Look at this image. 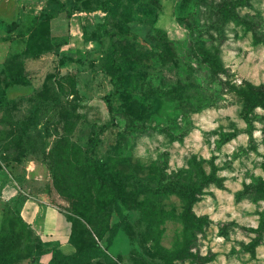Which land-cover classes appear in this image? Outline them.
<instances>
[{"label": "rangeland", "instance_id": "rangeland-1", "mask_svg": "<svg viewBox=\"0 0 264 264\" xmlns=\"http://www.w3.org/2000/svg\"><path fill=\"white\" fill-rule=\"evenodd\" d=\"M54 1L0 0V78L5 77L2 69L4 60L11 54L23 51L25 47V41L15 32L7 40L2 31V22L24 21L29 16H36V19L42 20L41 24L49 26L53 38L67 41L60 50L59 56L62 57L46 54L37 59L26 60L23 69L29 80V87L8 90L10 98L24 97L40 88L47 76L63 77V104L69 105V115L77 116L71 117L75 125H69L67 133L63 125L59 124L60 135L52 136L50 141L57 140L60 147L66 149L69 140L76 143L85 141L91 125L102 126L109 122V101L113 105L119 126L126 124L127 119L123 114V98L115 93L108 73L101 67L102 52L108 44V38H103L101 44L83 41V28L92 31L94 25L102 21L103 14L76 11L71 17L58 13L48 19L45 13L49 12ZM142 1L145 0L134 3L130 31L122 35L123 40L134 37L137 39V49L153 53L161 52V47L167 43L174 58L164 63L150 58L146 85L137 88L134 93L135 101L147 105L150 112L142 120L144 128L122 133L120 129L110 127L100 132L99 138L106 146L103 153L112 155L118 168L125 167L124 160L129 158L132 164L139 162L147 166L155 163L165 176L175 177L181 172L185 177L188 176L185 171L191 170L188 177L191 176L192 182L196 180V164H201L208 173L212 162L223 187L207 186L199 195L200 199L193 204L191 212L194 216L205 219L207 225L189 243L190 253L200 258L213 255V259L206 264H264V233L253 252L246 249L256 236L254 230L258 229L261 213L264 211V199L253 193L240 199L236 197L245 185L264 180V109L257 107L244 118L240 99L234 92H227L226 86L220 83V80H227L237 87L243 82L255 86L264 85V44L255 43L253 37H263L264 40V0H159L154 15H147L137 7ZM223 3L227 4L226 8L234 3L232 10L249 22L253 29L246 31L243 25L235 23L233 19L223 21L217 13L219 5ZM195 48H206L211 52L217 49L225 73L213 77L208 66L201 62L200 54ZM178 84L183 87L187 85L191 90L202 86L207 91H212L213 100L200 112H193L191 110L195 107V101L189 100L185 94L190 90L188 88L183 93L174 92L169 98L163 97L157 110L150 109L153 98H143L149 95L144 92L145 87L169 91ZM51 85L55 86L49 83ZM206 102L209 101L206 99ZM27 106L28 103L23 101L19 110L23 111ZM165 128L176 136L174 140L161 132ZM180 135L183 136L178 139ZM108 146L112 151L107 149ZM10 156L6 151H0V164L18 183L9 179L7 181L10 182V188L3 195L0 190V234L6 230L2 219L16 217V213L8 212L5 215L8 209L5 202L17 194V184L25 182L22 194L38 201L31 200L35 203L32 205L38 209L35 217L39 219V226L36 227L39 231L36 234L43 242L46 241L49 250L58 246L64 252L70 251V246L66 245L70 221L64 215L77 217L67 210L70 201L52 185L46 166L32 160L22 161L20 157L13 161L14 158L11 159ZM60 157L66 165L69 164V152ZM47 186L48 190L41 189ZM135 199L130 205L128 203V206L121 208L122 213L127 214L130 220L129 227L125 231L120 230L110 240L107 249V254L115 264H142L140 261L143 259H152V262L161 259L152 247V241L143 242L137 236L144 218L135 208L146 200L145 197ZM20 203L21 200L17 199L9 208L17 212ZM182 204L177 197L169 196L162 200L161 210L165 215L174 214L173 217L177 218L182 211ZM173 217L164 219L157 230H152L154 236H159L160 246L167 250L186 242L182 223ZM23 218L27 220L25 211ZM80 220L83 221L81 218ZM111 222H120L116 212L113 213ZM16 225L19 226L17 222L14 226ZM86 228L93 233L88 225ZM20 235H25L23 229H20ZM94 238L97 240L95 236ZM24 240L30 258L18 260L14 264H38L35 263V256L40 252L41 244L34 235ZM58 241L63 244L62 248L57 244ZM97 243L105 248L107 241L103 237ZM15 245L20 246V242L12 241V244H8V238L3 235L0 253H11ZM20 248L24 249L22 245ZM50 257V252L45 253L41 255L39 262L48 263ZM171 264L198 263L190 258Z\"/></svg>", "mask_w": 264, "mask_h": 264}, {"label": "trees", "instance_id": "trees-1", "mask_svg": "<svg viewBox=\"0 0 264 264\" xmlns=\"http://www.w3.org/2000/svg\"><path fill=\"white\" fill-rule=\"evenodd\" d=\"M136 2L137 0H66L63 2L55 0L49 12L45 13L48 19L53 18L58 13H64L66 17H71L76 11L84 13L101 12L103 14L102 21L97 22L92 31L83 28V41L101 44L103 38H108V44L102 52L101 67L108 73L115 87V93L118 97L122 96L120 98H123V114L127 119L126 124L119 126L113 105L109 101L107 105L110 114L109 122L102 126L91 125L85 141L76 143L69 140L66 149L61 148L57 140L50 141L52 136L60 135L59 124L63 125L64 131L67 133L66 130L69 125L72 127L75 125L71 117L77 116L76 114L69 115V105L63 104L61 98V93L64 90L61 83L63 77L47 76L40 88L32 90L30 94L24 97L10 98L8 97V90L29 87V80L24 75L23 69L26 60L37 59L46 54L58 57L61 48L67 44V41L53 38L49 26L41 24L42 20L36 19V16H29L24 21L21 19L12 20L10 23L2 22V31L7 40H10L12 33L15 32L20 39L25 41V47L23 51L9 55L2 64L5 77L0 78V151H6L9 156L13 155V157L10 156L11 159L14 158L13 161L20 157L22 161L23 159L32 160L46 166L52 185L70 201L67 210L77 217L72 218L67 214L64 215L70 221L67 243L71 247V251L65 253L58 246L49 250L46 242H43L33 228L21 217L22 206L27 200L38 202L35 198L22 194V189L25 187L24 178V184H17V194L5 202L8 208L5 215H8V212L16 213V217H4L2 219L6 230L0 234V247L4 235L8 238V244H12V241L20 242V246L22 245L24 249L15 245L11 253H0V264H14L18 260L29 259L30 254L26 252L24 239L30 238V235H34L42 247L35 256L37 257L35 263L42 264L39 262L41 255L50 252L51 257L46 264H115L107 254V249L110 240L120 230L125 231L129 227L130 220L127 214L122 213L121 208L128 206V203L130 205L132 200L134 202L135 197H145L146 200L139 203L135 208L142 213L144 218L140 223L137 236L141 237L143 242L145 240L152 241V247L161 256L158 262H152V259H143L140 261L142 264H171L177 260L190 258H193L195 263L206 264L213 259V255L204 258L194 256L188 249L189 243L195 238L196 233L201 232L207 225L205 219L193 215L191 212L193 204L200 199L199 195L207 186L223 187L222 180L217 177L212 162L209 164L208 173L205 172L201 164H196V180L192 182L191 176L188 177L191 170L185 171L188 173V176L185 177L181 172L175 177L172 175L165 176L155 163H150L147 166H143L139 162L132 164L129 158L124 160L126 168H118L115 165L116 159L110 154L103 153L106 146L103 140L99 138L100 132L106 131L110 127L118 128L122 133L144 128L142 120L149 116L150 112L147 105L135 101L134 93L137 88L140 89L146 85V76L151 66L150 58H156L163 63L174 58L167 43L161 47L163 48L161 52L153 53L152 51L137 49V39L134 37L123 40L122 35L130 31L134 3ZM234 3L229 8H226V3L220 4L217 11L218 15L222 17L223 21L224 19H233L235 23L243 25L246 31L252 30L253 26L241 19L237 12L232 10ZM158 6L159 0H145L137 5L147 15L156 14ZM253 37L255 43L264 44L263 37L258 38L255 35ZM195 50L199 52L201 62L208 66L210 73L214 75L213 77L225 73L217 49H214L213 52L206 48H195ZM197 75L195 74V76ZM49 83L55 84V86H49ZM191 83L193 84L192 81ZM220 83L226 86L227 92H234L240 99L244 118L257 107L264 109L263 84L255 86L243 82L241 86L237 87L227 80H220ZM121 88H123L122 91ZM187 88L190 89L187 85L183 87L181 84L169 91L154 90L151 87L150 90L145 87L144 92L149 95H145L143 98H153L150 109L157 110L163 97L169 98L174 92L183 93V90L186 91ZM72 91H74L73 88ZM185 94L189 100L195 101V107L191 110L193 112H200L209 106L213 100L212 91H207L202 86H198L196 90L190 89ZM206 99L209 102H206ZM23 101H26L28 106L21 111L19 106ZM161 132L170 140L176 138L167 128L162 129ZM182 136L177 138L180 139ZM229 137L231 135L227 136L226 140ZM108 147L107 149L112 151L111 147ZM65 152H69L71 156L67 165L60 157L64 156ZM185 178L189 180L187 181ZM9 179L18 183L16 178L6 173L0 164L1 182L4 183ZM41 189L46 191L48 186ZM252 193L264 199V180L256 184L245 185L243 191L237 193L236 197L240 199ZM169 196H175L183 203L182 211L177 218L173 217L174 214L165 215L161 210L162 200ZM17 199L21 200V203L16 212L11 210L9 206ZM114 212L120 219L119 223L111 222ZM169 217H173L182 223L186 242L167 250L160 246L159 238H157L159 236H154L152 230H157L165 221L164 219ZM16 222L19 225H16L17 227L14 226ZM86 225L91 228L94 234L87 230ZM20 229L24 230V236L20 235ZM254 233L256 236L246 248L249 252H253L262 239L264 211L261 213L258 229L254 230ZM94 236L99 241L103 240V237L106 239L105 248L99 246ZM21 250L23 251L22 254Z\"/></svg>", "mask_w": 264, "mask_h": 264}, {"label": "crops", "instance_id": "crops-1", "mask_svg": "<svg viewBox=\"0 0 264 264\" xmlns=\"http://www.w3.org/2000/svg\"><path fill=\"white\" fill-rule=\"evenodd\" d=\"M9 181H6V182H4V183H2L1 182V180H0V190H1V192H2V195L4 194V191L8 188H10V185H9ZM12 198V197H11ZM9 199V198H8ZM32 204H35L33 201H31V200H27L24 204H23V206H22V209H21V217L23 218V213H24V211L27 213V220H24L25 218H23V220L27 223V224H29L32 228H33V230L35 231V233H38V231H39V229H38V231L36 230V227H38L39 226V219H37L36 217H35V215H36V212L38 211V209L37 208H35V205H32ZM45 230V229H44ZM43 230V231H44ZM67 238H68V235H67V237H66V243H67ZM46 242V241H45ZM57 242V241H56ZM59 246L61 245V248H62V246H63V244H61V242H59L58 241V243H57ZM66 245H68V243L66 244ZM70 249H71V247H70ZM63 251V250H62ZM71 251V250H70ZM70 251H67V252H65V253H68V252H70ZM64 252V251H63ZM48 255V254H47ZM45 256V255H44ZM47 262H45V264H46ZM42 264H43V262H42Z\"/></svg>", "mask_w": 264, "mask_h": 264}]
</instances>
